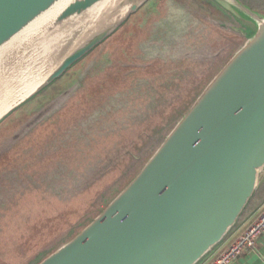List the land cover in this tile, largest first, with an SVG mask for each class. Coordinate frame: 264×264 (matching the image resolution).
<instances>
[{
	"label": "rangeland",
	"instance_id": "374dc122",
	"mask_svg": "<svg viewBox=\"0 0 264 264\" xmlns=\"http://www.w3.org/2000/svg\"><path fill=\"white\" fill-rule=\"evenodd\" d=\"M238 1L264 15V0ZM242 30L211 0H148L4 117L0 264H36L96 217L247 40Z\"/></svg>",
	"mask_w": 264,
	"mask_h": 264
},
{
	"label": "water",
	"instance_id": "95a60500",
	"mask_svg": "<svg viewBox=\"0 0 264 264\" xmlns=\"http://www.w3.org/2000/svg\"><path fill=\"white\" fill-rule=\"evenodd\" d=\"M60 1L0 0V48ZM100 1L69 0L47 32ZM146 1L118 0L39 86L20 102L0 107V121ZM212 1L242 24L247 40L133 179L77 234L36 264H198L234 227L264 174V15L238 0Z\"/></svg>",
	"mask_w": 264,
	"mask_h": 264
},
{
	"label": "bare ground",
	"instance_id": "6f19581e",
	"mask_svg": "<svg viewBox=\"0 0 264 264\" xmlns=\"http://www.w3.org/2000/svg\"><path fill=\"white\" fill-rule=\"evenodd\" d=\"M68 1L57 3L0 48V107L5 105L6 109L20 102L39 86L64 58L82 29L95 25L118 0H101L60 29L47 32Z\"/></svg>",
	"mask_w": 264,
	"mask_h": 264
},
{
	"label": "built area",
	"instance_id": "2783aa9c",
	"mask_svg": "<svg viewBox=\"0 0 264 264\" xmlns=\"http://www.w3.org/2000/svg\"><path fill=\"white\" fill-rule=\"evenodd\" d=\"M264 233V205L231 235L229 242L208 264H230L247 249L253 248Z\"/></svg>",
	"mask_w": 264,
	"mask_h": 264
},
{
	"label": "crops",
	"instance_id": "0c3cea01",
	"mask_svg": "<svg viewBox=\"0 0 264 264\" xmlns=\"http://www.w3.org/2000/svg\"><path fill=\"white\" fill-rule=\"evenodd\" d=\"M264 179V174L260 178L258 185ZM257 185V187H258ZM257 189V188H256ZM256 191V190H255ZM264 205V193L257 201V204L247 213V215L231 230L223 241L218 244L199 264H208L213 257L229 242L231 235L239 226L243 225ZM230 264H264V233L261 234L253 248L247 249L237 256Z\"/></svg>",
	"mask_w": 264,
	"mask_h": 264
},
{
	"label": "trees",
	"instance_id": "16d2710c",
	"mask_svg": "<svg viewBox=\"0 0 264 264\" xmlns=\"http://www.w3.org/2000/svg\"><path fill=\"white\" fill-rule=\"evenodd\" d=\"M244 2L248 3V0H243ZM211 2H213L211 0ZM213 4L216 5V3L213 2ZM264 193V179L260 182L258 185L254 195L252 196L251 200L249 201L248 205L244 209L243 213L240 215L239 219L237 220L236 224L234 225L233 228L247 215V213L257 204V201L261 198V196ZM233 228L231 230H233ZM213 250V249H212ZM207 256V255H206ZM205 258V257H204ZM203 260V259H202ZM201 262V261H200ZM199 262V263H200ZM198 263V264H199Z\"/></svg>",
	"mask_w": 264,
	"mask_h": 264
}]
</instances>
